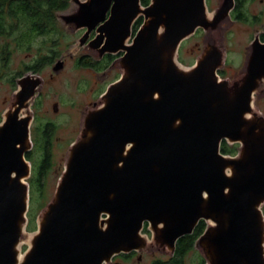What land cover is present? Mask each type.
<instances>
[{
	"label": "water",
	"instance_id": "95a60500",
	"mask_svg": "<svg viewBox=\"0 0 264 264\" xmlns=\"http://www.w3.org/2000/svg\"><path fill=\"white\" fill-rule=\"evenodd\" d=\"M71 4L57 17L69 32H85L68 54L95 30L87 47L98 57L124 52L122 74L84 111L31 232L26 153L43 78H17L0 121V264H110L121 252L173 251L202 220L195 247L205 264H264V114L253 105L264 90V42L254 38L236 79L218 74L235 0L211 11L206 0ZM200 28L203 50L184 66L179 48ZM62 67L59 60L54 70ZM223 141L239 144L237 153H223Z\"/></svg>",
	"mask_w": 264,
	"mask_h": 264
},
{
	"label": "rangeland",
	"instance_id": "374dc122",
	"mask_svg": "<svg viewBox=\"0 0 264 264\" xmlns=\"http://www.w3.org/2000/svg\"><path fill=\"white\" fill-rule=\"evenodd\" d=\"M218 1L219 0H207V6L210 11L218 5ZM250 9L251 11L262 10L264 9V5H261L260 1L257 0L250 5ZM67 10H73L72 4ZM60 26L62 31L67 33V36H65V34L60 35L58 40L54 43V49L59 53L66 55V64L63 70L58 74H55V71L52 70L54 62L45 65L42 68L40 74L45 78V82L35 98L36 102L34 111L37 114L35 120L36 123L49 119L58 123V135L61 138L58 139L57 144H60V142L61 144L58 147L56 144L57 149L55 148V155L53 157L54 165L47 174H45L44 186L42 188L43 194H38L36 192L33 194V200H30L28 212L29 224L27 228L30 232L37 228L36 216L41 208L50 201L56 189L62 171L61 168H63L61 165L64 163V153H66L68 145L76 138L77 134L79 135L77 132L79 131V127L81 128L83 119L82 114L87 107L92 106L94 102H98L100 100V94L122 74V70L117 61L113 72L104 75L99 79H97L89 69L80 67L77 64L76 59L83 51L76 48L72 52L73 55L71 57H69L70 55L68 52L77 45L78 39L83 33V29L77 32H69L62 27L61 22ZM224 30L223 45L227 52V65L224 67L226 70L225 75H227V77L220 75V78H227L233 81L236 78H231L230 74L233 72L235 75L245 62L244 58L247 52V47L253 39L254 27L248 23L233 21L229 24H225ZM45 39H47L46 36L38 37L30 49L20 48L13 50L12 60L9 70L7 71L8 73L2 80H0L1 117L9 104L14 90L16 89V85L9 80L10 77L14 74L15 76H19V72H25L26 65L34 63V60L48 53L50 49L49 46L52 45V43L49 40L44 42ZM131 41L132 37L128 40V43ZM203 47L204 30L198 29L195 34L182 42L178 53L179 62L184 66H191L198 54L202 52ZM79 51L81 52L79 53ZM51 74H55L54 77L51 78ZM55 103H57V111L54 110ZM253 105L257 110L264 114V90L255 93ZM144 234L148 236L147 233ZM149 234L152 236V232ZM150 235L148 236L149 238H151ZM27 247V242H23L22 251H25ZM151 249L153 248H150V250ZM200 255V252L197 250L190 251L184 264H199ZM145 263H150L149 257L146 258Z\"/></svg>",
	"mask_w": 264,
	"mask_h": 264
},
{
	"label": "trees",
	"instance_id": "16d2710c",
	"mask_svg": "<svg viewBox=\"0 0 264 264\" xmlns=\"http://www.w3.org/2000/svg\"><path fill=\"white\" fill-rule=\"evenodd\" d=\"M141 1L143 5H148L150 2V0ZM70 6L71 0H0V80L8 73L13 50L20 48L30 49L35 40L40 36H46L47 39L44 42L49 40L52 45L49 46L50 49L47 54L34 60V63L26 65L25 70L41 71L45 65L52 63L54 58L59 54L54 49L55 41L58 40L60 35L65 34L67 36V33L62 31L57 12L67 10ZM142 22L143 18L140 17L134 26V32L137 31ZM90 60L87 59L83 64L93 65ZM23 73L19 72V76H15L14 74L9 80L14 85H17L16 80ZM1 119L2 117L0 116V121ZM238 146L239 144L230 145L226 141H223L221 151L225 154L234 155L238 151ZM31 156L35 162L33 176L30 179V200H33L34 193H42L45 170L48 168L50 161L48 158L42 159L45 156L42 144H38L37 153ZM31 156L29 153L27 154V158H31ZM206 226V222L202 220L192 234L185 235L179 239L178 259L174 261V264H183L184 255L187 251L194 249L196 240L204 232ZM205 263L206 260L201 254L199 264Z\"/></svg>",
	"mask_w": 264,
	"mask_h": 264
},
{
	"label": "flooded vegetation",
	"instance_id": "af4514ba",
	"mask_svg": "<svg viewBox=\"0 0 264 264\" xmlns=\"http://www.w3.org/2000/svg\"><path fill=\"white\" fill-rule=\"evenodd\" d=\"M256 1L257 0H235V6H234L233 10L231 11V19H232V22L234 21V22L248 23V24L253 25V27H254V35H253L252 41L258 35L259 39L262 42H264V9L257 10V11H251V9H250V5L253 4ZM259 1H260L261 5H264V0H259ZM206 2H207V0H206ZM218 4H219V1H218ZM213 9L214 8H212V10ZM136 22L134 23V26H135ZM134 26H133V34H135ZM224 27H225V25H224ZM80 30H82V29H80ZM199 30H201V29H199ZM77 31H79V30H77ZM77 31H75V32H77ZM82 31H83V33H82V35H83L84 32H85V29H83ZM95 34H96V32L94 30L92 32V34L90 35L89 39L84 44H82L79 47L78 50H81L83 52L80 54V56H78V58L76 59V62H77V64L80 67L86 68V69H89L90 71H92L94 76H96L97 79H99L100 77L113 72V70L115 68L116 61L117 62L119 61V59L124 54V52L105 53L101 57H98V54L96 56H93V53H95V52H93L92 49L87 47V44L95 36ZM82 35L79 38H81ZM251 42H250V44H251ZM250 44L247 47V52H246V55H245V58H244L245 62L243 63L244 66H245L246 60L248 58L247 56H248V54L250 52V49H249ZM81 51H79V53ZM200 54H198V56ZM72 55L73 54L70 53L69 57H71ZM197 57L195 58V61H194V63L191 64V66L196 63ZM66 59H67L66 55L62 54V53H59L54 58V60L52 61V63L54 62L53 66H52V70L53 71H55L54 70V65H55V63L57 61L62 60V62H63V67L61 68V70L55 71L54 72L55 74H58V73H60L63 70V68H64V66L66 64ZM87 59H91L90 61H92L93 65L92 64L84 65L83 62H86ZM226 65H227V60L225 62V66ZM243 65L239 69L240 71L238 70L235 75L232 72L230 74V77L231 78H237L238 76H240L243 73V71H244V66ZM225 71H226L225 67L221 68V69L218 70V74L221 75V76L223 75L224 77H227V75H225ZM25 72L26 73L31 72V73H34V74H37V75L41 76V74H40L41 72L40 71H34V70L30 69V70H25ZM55 74H51L50 77L51 78L54 77ZM22 76L23 75H21L20 77H22ZM120 76H118L116 78V80H118L120 78ZM41 77L43 78V83H44L45 82V78L43 76H41ZM116 80H114V82ZM16 84H17V80H16ZM17 86H18V84L16 85V89H17ZM107 88L100 95H102L107 90ZM35 102H36V100L34 101V103L32 105L33 122L31 124V139H32L33 145H32V148L26 153V157H27L28 153H29L30 156L32 154L37 153L38 144H42V147H43L44 152H45V156H43L42 159L44 160L45 158H48L49 161H50L49 164H48V168L45 170V174H47V172L54 165L53 157L55 155V148L57 149V147L61 144V142H60V144H57L58 139L61 138V137H59V135H58L59 125L54 120L49 119V120H44V121L36 123L35 120H36L37 114L34 111ZM54 110L55 111L58 110L57 103L54 104ZM80 129L81 128L79 127V131L77 133L80 132ZM77 136H78V134H77ZM77 136H76V138H77ZM76 138L68 145L67 151H66V153H64L65 154V157H63L64 158V163H63V165H61V167H63V168L60 167L62 169L61 173L64 170V165H65L68 149H69L70 145L76 140ZM56 144H57V147H56ZM47 153H48V155H47ZM27 159L31 162V165H32L31 176L28 179V182H29V185H30V183H31L30 179H31V177L33 175L34 163L35 162H34V159L32 158V156H31V158H27ZM61 173H60V175H61ZM149 231L150 230L148 228V224L146 223L145 226H144L143 232L147 233L148 236H149L150 235L149 233L151 232V231L150 232ZM179 239L177 240L176 245H175V249L173 251L169 250V249H166V248H163V249H160V250H158V249H151V250L149 249V250H147L146 249V250H142V251L132 250L130 252H121V253L115 255L112 258V261H111L110 264H146L145 260H146L147 257H149V260H150L149 264H174L175 263L174 261L178 259L177 250H178V241H179ZM195 250H197V249L194 246L193 251H195ZM190 251H192V250H190ZM190 251H187V253L184 255L183 264H184V261H185L187 255L190 253Z\"/></svg>",
	"mask_w": 264,
	"mask_h": 264
}]
</instances>
